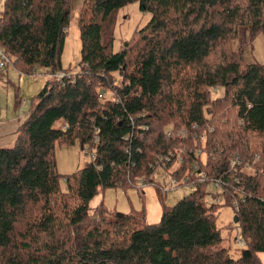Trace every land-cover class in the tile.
I'll return each instance as SVG.
<instances>
[{"label":"trees","instance_id":"obj_1","mask_svg":"<svg viewBox=\"0 0 264 264\" xmlns=\"http://www.w3.org/2000/svg\"><path fill=\"white\" fill-rule=\"evenodd\" d=\"M131 2L151 17L114 52L117 11ZM69 16V0H3L0 47L21 73L62 71ZM78 25L79 70L47 80L0 147V264H262L264 62L242 54L264 37V0H84ZM172 122L181 137L166 136ZM75 142L93 158L59 173L55 144ZM253 151V173L232 167ZM157 166L194 183L160 221L90 208L98 188L153 183ZM222 205L238 218L235 254L215 224Z\"/></svg>","mask_w":264,"mask_h":264},{"label":"rangeland","instance_id":"obj_2","mask_svg":"<svg viewBox=\"0 0 264 264\" xmlns=\"http://www.w3.org/2000/svg\"><path fill=\"white\" fill-rule=\"evenodd\" d=\"M84 0H69L70 16L66 27L64 46L60 55V64L62 71L47 74L43 68H35L34 72L21 73L14 65L9 64L6 67H0V118L10 117L14 108L17 114L28 113L32 98L41 90L47 80H53L59 73L75 74L79 70L78 61L80 59V31L78 19L83 7ZM3 0H0V9ZM151 14L140 9L138 2H131L120 9L116 14V20L113 30L112 50L117 52L121 43L132 37L133 33L140 27H143L150 19ZM232 51L237 50V39L229 42ZM228 45V47H229ZM242 57L246 62H264V37L259 34L253 44V47L247 46ZM51 75V76H50ZM223 88L218 87L212 91V96L222 95ZM105 96H111V92L105 90ZM19 101V102H18ZM178 122H172L167 127H172ZM58 125V123H56ZM181 126V124H179ZM180 126H176L179 127ZM182 127V126H181ZM183 129V128H182ZM184 131V130H183ZM182 133L179 129L178 134ZM96 141V137L94 139ZM11 145V143L9 144ZM87 147L82 150L77 142L73 145L55 144L56 167L59 173L70 174L77 169L84 167L93 158V153L87 152ZM89 150V149H88ZM88 153V154H86ZM238 155V154H237ZM257 151H253V162L241 163L243 170L253 173L255 168L252 166L254 161L258 159ZM235 158L241 160L236 156ZM235 158L233 159L234 161ZM174 167L163 168L157 166L152 176L153 183L144 185L142 179L136 181V187L127 189L122 188H98L96 195L90 200L89 206L94 209L103 205L107 213L111 216L117 214L133 213L136 215H144L143 223H156L161 219L162 205L171 206L175 204L181 197L193 190V186L188 183L176 185L173 183L171 171ZM253 169V170H250ZM183 182V181H181ZM62 188L65 187V181H61ZM210 184L207 189L211 193L219 191V188ZM161 189V190H160ZM161 192V193H160ZM220 197V201L222 196ZM217 198V197H216ZM223 200L221 201L222 204ZM214 199L211 195H206L205 203H211ZM235 213L231 206L222 205L215 219L217 228L220 229L223 238L221 246H229L232 254L240 248L237 228L234 221ZM238 236V238H236ZM238 252V251H237ZM257 257L264 264V251L257 252Z\"/></svg>","mask_w":264,"mask_h":264},{"label":"crops","instance_id":"obj_3","mask_svg":"<svg viewBox=\"0 0 264 264\" xmlns=\"http://www.w3.org/2000/svg\"><path fill=\"white\" fill-rule=\"evenodd\" d=\"M3 109L4 108H1L0 111ZM25 115H27L26 112L24 114H17L13 108L12 115L10 117L4 116L0 118V147L9 145L10 143L12 144L15 137V132ZM214 201L216 202V199Z\"/></svg>","mask_w":264,"mask_h":264},{"label":"built area","instance_id":"obj_4","mask_svg":"<svg viewBox=\"0 0 264 264\" xmlns=\"http://www.w3.org/2000/svg\"><path fill=\"white\" fill-rule=\"evenodd\" d=\"M12 63V57L9 56L7 53L4 52V50L0 47V67H6L8 66L9 64ZM64 75V73H59L56 75V77H62ZM51 76V75H50ZM101 95V94H100ZM180 126L179 124H174L172 127H167V129L165 130V133H166V136L168 137H181L183 135V129L182 127L180 126L179 127H176V126ZM181 130L182 133H179L178 134V130ZM236 161L232 160L231 164H232V167L235 168L237 165H239L237 162L240 161L239 159L235 158ZM203 179V177L201 178ZM186 183L188 184H191L193 186V182H188V181H185ZM173 183L174 184H179L178 181L176 179H173ZM212 185L214 186H217L218 185V181L217 180H212ZM222 201V199H221ZM220 201V197L217 196L216 198V202H221ZM233 204L236 205L237 203L235 201H233ZM240 245H244V242L240 239H238Z\"/></svg>","mask_w":264,"mask_h":264},{"label":"water","instance_id":"obj_5","mask_svg":"<svg viewBox=\"0 0 264 264\" xmlns=\"http://www.w3.org/2000/svg\"><path fill=\"white\" fill-rule=\"evenodd\" d=\"M119 215H120V214H119ZM237 219H238L237 217H234V221H237Z\"/></svg>","mask_w":264,"mask_h":264}]
</instances>
